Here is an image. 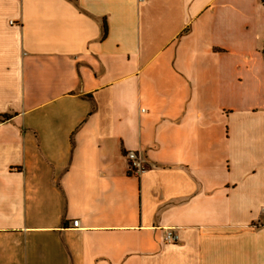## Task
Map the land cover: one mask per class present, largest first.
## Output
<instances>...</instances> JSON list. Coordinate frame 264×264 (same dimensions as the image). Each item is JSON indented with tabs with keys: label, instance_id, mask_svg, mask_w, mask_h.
I'll list each match as a JSON object with an SVG mask.
<instances>
[{
	"label": "crops",
	"instance_id": "crops-1",
	"mask_svg": "<svg viewBox=\"0 0 264 264\" xmlns=\"http://www.w3.org/2000/svg\"><path fill=\"white\" fill-rule=\"evenodd\" d=\"M263 50L262 0H0V264H264Z\"/></svg>",
	"mask_w": 264,
	"mask_h": 264
},
{
	"label": "built area",
	"instance_id": "built-area-1",
	"mask_svg": "<svg viewBox=\"0 0 264 264\" xmlns=\"http://www.w3.org/2000/svg\"><path fill=\"white\" fill-rule=\"evenodd\" d=\"M128 162V171L135 175L142 174L146 169V163L137 155L136 152L130 151L126 155ZM79 225V220H73L71 222V227H77ZM164 239L167 243L177 242L179 240V234L172 227L164 228Z\"/></svg>",
	"mask_w": 264,
	"mask_h": 264
},
{
	"label": "trees",
	"instance_id": "trees-1",
	"mask_svg": "<svg viewBox=\"0 0 264 264\" xmlns=\"http://www.w3.org/2000/svg\"><path fill=\"white\" fill-rule=\"evenodd\" d=\"M263 1V3H264V0H262ZM263 52H264V50H263Z\"/></svg>",
	"mask_w": 264,
	"mask_h": 264
}]
</instances>
